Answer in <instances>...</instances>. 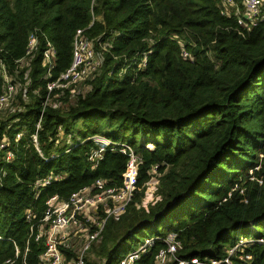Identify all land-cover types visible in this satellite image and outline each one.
<instances>
[{"label": "trees", "instance_id": "obj_1", "mask_svg": "<svg viewBox=\"0 0 264 264\" xmlns=\"http://www.w3.org/2000/svg\"><path fill=\"white\" fill-rule=\"evenodd\" d=\"M78 30L97 50L109 43L104 62L73 107L45 106L40 116L47 83L71 64ZM31 33L42 47L45 39L53 44L56 64L44 79L38 52L30 103L19 100L23 110L0 119V142H8L0 151V264L16 251L20 263L26 249L25 264H39L43 247L31 228L52 196L66 201L98 179L121 187L128 160L121 143L142 161L136 192L119 220L107 223L93 264H118L150 238L134 264H177L155 259L171 235L178 260L222 259L246 239L232 264H264L257 242L264 240V22L240 33L218 0H0V61L9 75ZM3 88L0 74V95ZM96 135L112 144L92 168L88 157L98 146L76 139ZM154 167L157 199L143 206ZM51 173L62 179L36 188Z\"/></svg>", "mask_w": 264, "mask_h": 264}, {"label": "built area", "instance_id": "obj_2", "mask_svg": "<svg viewBox=\"0 0 264 264\" xmlns=\"http://www.w3.org/2000/svg\"><path fill=\"white\" fill-rule=\"evenodd\" d=\"M218 1L220 15L225 18L233 17L240 33L249 32L256 25L264 22V0ZM108 47V42L99 45L103 52H106ZM38 52H41V66L45 69L44 79H49L56 64V50L47 39L44 40L42 47L35 33H31L28 36L25 55L22 59L16 61L17 66L13 75L7 73L0 61V74L4 81L3 92L0 95V111L7 109L11 111L14 108V106L12 108L11 106L16 102L19 103V100L25 104L29 100L27 93L29 73L32 61ZM181 55L183 59L189 58L188 53L184 49H182ZM103 62L104 53L101 55L100 62L96 60L94 41L88 39L82 30L76 31L72 43L71 64L57 79L47 83V94L40 116L43 115L45 106H50L61 112L73 107L78 97H83L90 91L91 86L86 83L98 74ZM144 64L145 60H143L141 65ZM22 70H24L23 83L17 77V74ZM54 91L56 92L54 93ZM21 110H23V107L17 112H21ZM39 125L40 120L36 124V131L39 129ZM58 131L60 132L61 129L59 128ZM32 139L36 143L35 135L32 136ZM76 140L77 142L79 141L78 144L92 141L95 145L100 146V149L93 151L88 157L92 168L97 166L104 148L112 144L106 138L98 135L87 138L85 141H81L78 138ZM65 141L66 145L73 146L70 136ZM116 146L128 158L121 187H109L105 180L98 179L71 194L66 201L52 196L46 202V209L42 218L36 225L35 231L33 227L31 228L30 234L33 241L40 243L43 247V251L39 255V264H86L87 253L94 244L99 242L107 223L111 220L118 221L121 215L124 214L127 205L131 202L136 192L138 169L142 161L128 145L121 143ZM7 147L8 142L3 139L0 142V151ZM146 148L151 150L152 146L147 145ZM70 149H67L66 152ZM13 158L14 155L11 152H6L3 160L11 162ZM155 169L156 167H154L152 172H155ZM152 178L153 176L151 175L145 185L154 183L151 180ZM61 179V175L51 173L36 181L35 186L36 188H44L52 182ZM143 206L146 205L143 204ZM26 219L31 222L34 216L28 212ZM152 241V238L145 239L142 245L135 251L125 255L118 264H134L140 254L144 253L151 245ZM249 242L246 239H240L236 245L230 247L226 256L222 259H205L201 261L193 258L190 261H183L175 259V255L180 249V243L172 238V240L166 241V249L160 250L155 259L158 263H162L166 257H169V259L177 261V264H232L231 257ZM257 242L264 244V240H257ZM26 252L27 249L20 263H18V251H16L14 259H7L2 264H25ZM247 258L250 259V257Z\"/></svg>", "mask_w": 264, "mask_h": 264}, {"label": "rangeland", "instance_id": "obj_3", "mask_svg": "<svg viewBox=\"0 0 264 264\" xmlns=\"http://www.w3.org/2000/svg\"><path fill=\"white\" fill-rule=\"evenodd\" d=\"M92 50H93V49H92ZM94 53H95L96 60H97L98 62H100V61H101V55H103L104 52H103L100 48L97 50V49H95V47H94ZM26 103H28V104L30 103V98H29V100H28ZM13 106H14V108L11 109V111H10L9 109H7V110H3V111H0V119H7L8 117L12 116V115L14 114V112L17 113V111H18L19 109H22V107L19 105L18 102H16L15 104H13V105L11 106V108H12ZM97 146H98V149H100V146H99V145H97ZM150 174L153 176V178H152L151 180H152V182H154V183H150V184H148V185H145L144 196H143V198H142V204H144V205H147L148 203H150V202H152V201H154V200L157 199V198L154 196V195H155V192H156L157 184H158L157 174H156V172H151ZM102 237H103V234H102ZM102 237H101V239L99 240V242L96 243V244H94V245L91 247L90 251L87 253V255H86V264H89V263H90V264H93V262H98V261H100V260H98V257H99V255H98L99 250L97 249V247H98L99 244L101 243V241H102ZM172 238H173V236L171 235V236L167 239V241L172 240ZM229 249H230V248H227V250H229Z\"/></svg>", "mask_w": 264, "mask_h": 264}]
</instances>
